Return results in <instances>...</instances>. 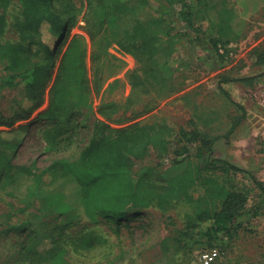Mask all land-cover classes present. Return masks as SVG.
<instances>
[{"label":"rangeland","instance_id":"rangeland-1","mask_svg":"<svg viewBox=\"0 0 264 264\" xmlns=\"http://www.w3.org/2000/svg\"><path fill=\"white\" fill-rule=\"evenodd\" d=\"M67 1L76 8L68 39L75 36L79 46L86 50L87 103L78 107L67 123L34 119L48 106L51 81L44 91L43 103L29 118L14 124L15 128L32 120L20 145L7 151L12 164L39 173L55 159L76 160L96 120L113 128L132 123H164L171 129L168 138L172 142L178 137L179 128L189 129L195 124L200 131L216 138L214 157H222L243 169L234 172L233 177L250 186L248 211L241 218L236 234L231 239L224 238L221 245H209L212 243L206 241L202 232L196 233L209 226L211 221L206 220L194 230L193 238L184 247L176 249L168 239L166 248L162 240L171 237L175 229L183 228L186 213L193 214L200 208L213 210L217 204L209 200L192 206L174 202L165 212L149 206L128 211L122 217L98 215L93 221H85L57 210L61 206L58 196L36 200L28 206L26 191L17 186L26 177L21 175L15 184L9 179L0 181V264H29L35 250L43 252L47 259L56 248L64 249V264H198L202 252L210 250L217 255L209 264H264V193L250 179L252 176L264 188V72L250 84L236 79L264 71V66L253 63L251 55L255 47H264V0H206L204 24L209 25L207 35L218 39L222 59L215 60L203 45L196 47L184 40V45L181 43L170 52L169 79L157 78L143 60L115 43L100 53L97 40H91L87 32V0ZM130 4L135 10L123 19L124 28L132 24L134 16L142 20L150 17L145 8L135 6L134 0ZM5 16L7 25L1 39L16 41L14 23L20 18L17 0L11 1ZM56 36L54 30L53 38ZM160 58L162 54L154 57ZM2 68L0 63V77L4 75ZM56 72L54 68L52 79ZM133 74L138 76V84L134 86ZM222 78L228 80L224 82ZM219 85L226 93L219 90ZM25 96L22 85L0 87V112L7 116L18 112ZM230 100L243 105L245 112L239 125L226 134L232 116L241 114ZM0 130L6 131L5 136L16 135L7 132L11 128L5 126H0ZM156 158L152 152L144 162ZM140 164L137 162L136 168ZM50 180L49 174L43 176L45 183ZM191 193L197 198L202 189L196 186ZM40 211H49L43 217L45 225L27 224L30 214ZM44 231L58 237L50 241ZM87 233L100 240L90 249L78 244L79 238ZM40 255L35 256L34 264H46Z\"/></svg>","mask_w":264,"mask_h":264},{"label":"trees","instance_id":"trees-1","mask_svg":"<svg viewBox=\"0 0 264 264\" xmlns=\"http://www.w3.org/2000/svg\"><path fill=\"white\" fill-rule=\"evenodd\" d=\"M11 1L0 0V63L4 71L0 87L22 85L26 96L19 103L18 112L10 116L0 112V126L11 128L7 132L16 133L5 136L6 131L0 130V181L9 179L15 184L19 176L25 175L17 186L26 191L28 206L36 200L58 196L61 206L57 210L85 221H93L98 215L122 217L128 211L149 206L165 212L174 202L192 206L209 200L217 204L215 209L200 208L193 214L186 213L183 228L175 229L171 237L162 240V245L168 248L170 239L174 248L184 247L186 241L193 238L194 230L206 220L211 221L209 226L196 233L202 232L206 241L212 243L209 245H221L224 238L231 239L248 211L250 186L233 177L234 172H243L241 167L213 156L216 138L200 131L195 124L189 129L179 128L178 137L172 142L168 138L171 129L164 123H132L113 128L96 120L88 142L76 160L55 159L39 173L12 164L7 151L20 145L32 120L15 128L14 124L29 118L43 103L47 85L52 81L48 106L34 119L67 123L76 109L87 103L88 80L86 50L79 46L75 36L68 39L76 8L67 0H17L20 6V18L14 23L17 40L2 41L7 25L5 10ZM130 1L87 0V32L91 40H97L100 53L110 43H115L121 50L143 60L160 79L171 78L170 52L181 43L184 45V40L196 47L203 45L205 50L212 52L215 60L222 59L217 48L218 39L207 35L209 25L204 24L202 14L208 6L206 0H134L135 6L145 8L150 17L142 20L134 16L132 24L124 28L121 25L123 19L135 10ZM54 30L57 32L55 39ZM156 54H162V58L154 59ZM251 55L255 65L264 66V47H255ZM54 68L57 72L52 79ZM263 72L236 79L250 84ZM137 78L132 75L133 86L138 84ZM219 90L226 93L220 85ZM230 101L241 114L232 116L226 134L239 125L245 112L243 105ZM152 152L156 153L157 160L144 162ZM137 162L141 164L136 168ZM45 174L51 176L48 183L43 181ZM250 179L264 193L262 184L252 176ZM196 186L202 189L197 198L191 193ZM48 214L49 211L32 213L27 224L43 226V217ZM45 236L50 241L58 237L49 232H45ZM99 242L96 235L87 233L79 238L78 244L90 249ZM42 253L35 250L28 263L34 264V258L39 254L46 264L65 262L63 248H56L47 259Z\"/></svg>","mask_w":264,"mask_h":264},{"label":"built area","instance_id":"built-area-1","mask_svg":"<svg viewBox=\"0 0 264 264\" xmlns=\"http://www.w3.org/2000/svg\"><path fill=\"white\" fill-rule=\"evenodd\" d=\"M216 255L217 252L215 250L202 252L198 264H209Z\"/></svg>","mask_w":264,"mask_h":264}]
</instances>
